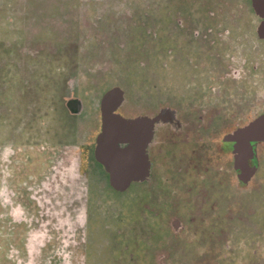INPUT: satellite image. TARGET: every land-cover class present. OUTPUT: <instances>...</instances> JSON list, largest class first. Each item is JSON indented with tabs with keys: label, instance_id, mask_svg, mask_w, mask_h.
Wrapping results in <instances>:
<instances>
[{
	"label": "flooded vegetation",
	"instance_id": "af4514ba",
	"mask_svg": "<svg viewBox=\"0 0 264 264\" xmlns=\"http://www.w3.org/2000/svg\"><path fill=\"white\" fill-rule=\"evenodd\" d=\"M0 45L7 49L0 53V234L43 228L50 235L41 243L25 238L24 249L13 248L16 258L0 264H26L25 254L30 264H93L97 235L121 247L135 221L151 220L154 205L192 189L213 165L222 183L210 173L196 213L214 229L191 233L172 217L156 246L140 252L148 264H222L225 245L236 243L240 256V229L233 233L234 221L222 224L223 213L203 204L230 195L234 181L248 186L261 171L264 138L244 143L246 169L234 167L233 153L241 145L235 132L264 115V0H0ZM125 72L135 80L130 98L118 78ZM111 89L122 93L115 114L161 116L138 128L151 130L148 175L123 191L95 157L101 102ZM44 103L56 116L48 167L32 183L16 180L11 157L21 151L27 122L45 115ZM214 181L219 191L211 190Z\"/></svg>",
	"mask_w": 264,
	"mask_h": 264
},
{
	"label": "rangeland",
	"instance_id": "374dc122",
	"mask_svg": "<svg viewBox=\"0 0 264 264\" xmlns=\"http://www.w3.org/2000/svg\"><path fill=\"white\" fill-rule=\"evenodd\" d=\"M6 50H2V45H0L1 54L2 52H6ZM118 78L119 83H121L124 91L126 92L125 94L127 98H130L129 95L130 92H132L131 86L135 83V80L132 79L130 72H125L121 76H118ZM45 107V103L42 104L41 112H43L45 115L39 118L41 114L39 113L35 119L32 117L30 119L33 120L27 122V130L22 141L23 144L19 146L21 151L18 150L17 154L11 157L12 163L14 165H12V168H10V174H12V177L15 175L16 180L25 179L27 183H32L37 178H39L48 167L50 154L47 150H49L48 147H50L49 141L50 135L52 134L49 128H51L50 126L53 125L51 124V120L55 119L56 121V116L54 117L50 113H47V108ZM26 110L31 111L33 109ZM55 115H57V113ZM4 132V128L0 125V135H2ZM23 145L24 148H22ZM19 153H21V155H19ZM262 161L261 171L255 174L248 186L243 188L237 184L235 185L236 181H234L233 188H229L227 191L230 195L227 196V193L224 194L222 191V196H216V198H212L211 201L205 197L207 199V203L206 205H203L206 207V210L208 211L211 206L217 207L216 212L223 213L219 217L222 220V224L226 223L223 221V219L228 220L227 224L229 225H232L234 221L231 227L233 230L232 232L237 234V231L240 229L239 232L241 233L242 238L245 240V247L243 248V252L240 254V256L238 255L235 247L231 248L232 245L236 246V243H229V245H231L229 247L228 244L225 245L227 248L224 252L227 251L229 256H226V259L222 264H263L264 262V257L261 259L257 253L261 252L262 255H264V242L260 243V247L258 240H264V156L262 157ZM197 163L199 164V170H201L200 172H202V166L205 164V161L202 158L201 161ZM215 168L216 167L213 165L212 169L206 170V173L202 172V178L199 180L198 178H194L192 180L194 183V187L192 189H189L188 187H181L178 190V194L182 195L181 198H179L178 194H176L177 197L174 195L172 197H167L168 199L166 201L164 200V204L154 205L153 211L150 212L152 219L146 221H135V223L132 224V233L123 236V238H125H122L121 247H118V243H116L114 239H109L106 233H100L97 235L96 242L94 244L95 256L93 264H148L147 260H150L151 258L145 259L144 254L140 251L143 250V247L150 249L153 246H156V241L162 238V235L168 231V224L172 217L179 218L183 221V223H186V225L188 224V227L191 229V233L214 229L212 226V221L206 222V225L201 223L200 215H197L196 213L198 210L196 208V204L197 202L202 204L200 199L203 197V190L206 189L205 187L207 182H209L211 172H214V175L219 177L220 180L218 181V184L222 183L221 174H219L217 168ZM230 181L232 182L231 177ZM215 182L216 181H214L211 190L213 191V189H216V191H219ZM205 191L208 192L207 190ZM164 195H166V193ZM185 195L188 198L189 196H192L191 198H196L193 200V202L188 201ZM188 202H191L192 206L189 205ZM223 206H229L227 207V210L229 211L223 210ZM151 209H149V211H151ZM25 210L27 209H23L24 213ZM253 215L257 216L256 219L253 217ZM106 217L109 218V216ZM207 217L212 219L210 215ZM239 217L244 218L243 223L238 222L239 220L237 218ZM64 218L70 219V213L68 216L65 214ZM64 218L62 217V219ZM10 222H12V218L10 219ZM23 229L25 230L24 226ZM29 230L30 229H28V233L26 230L25 232H22L23 236H17L13 233V229L11 230L12 232L10 233L9 239H6V237L3 238V235L0 234V261L5 260L8 262V260H6L7 257L5 256H10V258L12 257L11 260H13V257L16 258L17 253H14L15 249L13 248H17L18 251L22 248L24 249L22 243L27 242L25 239L27 237H33L34 239L37 238L36 242L40 243L50 238V235L47 234L43 228H32L30 232ZM8 242L10 245L7 248H9L10 251L8 252L7 249L3 251V247L7 246ZM52 243L56 244L55 241H52ZM216 250L217 249H214L215 255L217 254ZM48 251L49 249L45 250V252ZM89 251L92 254L93 246ZM220 252L224 253L223 251ZM25 255L26 258L24 257V260H27L26 264L32 263V261L28 258V254ZM236 255L239 257L238 261H232V257H235ZM19 256L23 258L22 254L20 255V253ZM10 264L13 263L10 262Z\"/></svg>",
	"mask_w": 264,
	"mask_h": 264
},
{
	"label": "water",
	"instance_id": "95a60500",
	"mask_svg": "<svg viewBox=\"0 0 264 264\" xmlns=\"http://www.w3.org/2000/svg\"><path fill=\"white\" fill-rule=\"evenodd\" d=\"M121 91L111 89L102 98L101 130L96 137L95 157L105 167L109 183L119 191L125 190L131 182L143 180L148 175L149 162L145 154V145L151 136V130H138L142 125H149L157 121L154 119L137 118L126 119L114 113L121 101ZM264 138V115L239 129L234 139L241 140V145L234 151V167L248 168L250 147L246 144L250 139ZM120 144H127L121 147ZM250 174V173H249Z\"/></svg>",
	"mask_w": 264,
	"mask_h": 264
}]
</instances>
